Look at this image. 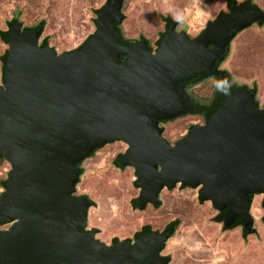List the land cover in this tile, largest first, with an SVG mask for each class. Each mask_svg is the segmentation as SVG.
<instances>
[{
    "label": "water",
    "instance_id": "water-1",
    "mask_svg": "<svg viewBox=\"0 0 264 264\" xmlns=\"http://www.w3.org/2000/svg\"><path fill=\"white\" fill-rule=\"evenodd\" d=\"M238 1L193 38L171 23L154 49L120 42L123 0H106L84 43L60 53L40 46L44 26L12 25L0 80V159L9 165L0 264H169L162 252L176 226L110 244L99 229L85 231L95 204L75 194L79 164L117 142L126 146L121 164L135 171L138 209L157 205L164 188L195 187L201 202L227 208L226 226L239 219L257 235L251 204L256 194L264 203V104L256 90L226 97L172 144L159 127L190 112L186 81L225 74L218 65L233 39L264 26V9Z\"/></svg>",
    "mask_w": 264,
    "mask_h": 264
},
{
    "label": "rangeland",
    "instance_id": "rangeland-1",
    "mask_svg": "<svg viewBox=\"0 0 264 264\" xmlns=\"http://www.w3.org/2000/svg\"><path fill=\"white\" fill-rule=\"evenodd\" d=\"M240 1V0H239ZM264 9V0H252ZM105 0H0V28L18 12L23 26L32 27L44 21L41 38L58 53L74 49L93 31L94 10ZM225 8L224 0H123L121 11L126 16L121 32L136 40L142 35L153 46L164 30L160 15L177 22L178 28L193 36ZM4 45L0 42V53ZM237 81L256 85L257 100L264 102V26L253 25L240 33L231 44V53L223 65ZM1 80V78H0ZM215 89L207 79L194 87L197 97L205 98ZM197 118L185 116L162 124L164 137L171 143L187 132ZM122 143H111L86 158L83 174L76 185V194L87 195L96 203L89 208L87 228L101 229L96 237L106 243L109 237H127L148 224L162 229L169 221H177V229L162 254L171 256L169 264H264V224L259 220L257 235L242 238L238 230L221 231L209 219L215 214L211 203H200L197 189L175 188L161 193L162 205L139 211L131 207L137 194L134 171L112 165L113 156L122 153ZM9 165L0 162L1 181L6 178ZM251 213L260 218V197L253 202ZM109 244V243H106Z\"/></svg>",
    "mask_w": 264,
    "mask_h": 264
},
{
    "label": "flooded vegetation",
    "instance_id": "flooded-vegetation-1",
    "mask_svg": "<svg viewBox=\"0 0 264 264\" xmlns=\"http://www.w3.org/2000/svg\"><path fill=\"white\" fill-rule=\"evenodd\" d=\"M211 21V20H210ZM208 22V21H207ZM207 22H205V24L207 23ZM205 24H204V26H205ZM203 29V28H202ZM202 29L198 32V33H196L195 35H193V36H191V35H189L188 34V37L189 38H193V37H195L197 34H199L201 31H202ZM177 30L178 31H183L182 29H180V28H178V25H177ZM185 32V31H184ZM186 33V32H185ZM145 40V39H144ZM146 42H147V40H145ZM120 42H121V39H120ZM131 42H140V41H137V39L136 40H131V39H129V42L127 43V44H129V43H131ZM124 45H126V44H124ZM155 46H156V44H154L153 46H151L148 42H147V47L148 48H151V49H154L155 48ZM217 63V61L215 62V64ZM224 65V63H219V65H218V69L219 70H223V71H225V74H221V73H218L217 74V76H210V77H207V76H205V75H201V76H198L197 78H195V79H192V80H188V81H186L184 84H183V86H182V90H183V92H184V94L186 95V97H187V101H188V104H189V107H190V112L189 113H187V114H183V115H181V116H178V117H176V118H173V119H170V120H166V121H160L159 122V127H162L163 128V126H162V124H165V123H167V122H170V121H173V120H176V119H178V118H181V117H185V116H193V117H196L197 118V121H196V123H192L191 125H189V127L187 128V131L191 128V127H193V126H195V125H201V124H203L207 119H208V117L215 111V109L222 103V101L226 98V97H228V96H230V95H232L233 93H235L236 91H240V90H243V89H247L249 92H251L253 89H255L256 90V85L255 84H251L250 86L248 85V84H246V83H242V82H240V81H237V80H235L231 75H230V73H229V71L223 66ZM207 79H209V80H211L213 83H214V86H215V89H214V91H213V93L209 96V95H206V97L205 98H199V97H197L196 96V94H195V92H194V87L198 84V83H200V82H202V81H204V80H207ZM255 98L256 99H258L257 98V90H256V95H255ZM258 101V100H257ZM259 102V101H258ZM260 104H264V102H259ZM163 133H164V128H163V131H162V136H163V138L165 139V137H164V135H163ZM166 140V139H165ZM177 139H175V140H173L171 143H169L167 140V142L169 143V144H172L173 142H175ZM117 143H120V142H117ZM109 145V144H108ZM122 145H124L123 143H122ZM106 146V145H105ZM104 147V146H103ZM103 147H101V148H103ZM101 148H97V149H95L94 150V152H93V154L92 155H94V153L97 151V150H99V149H101ZM126 151V146L124 145V150H123V152L122 153H119V154H117V155H115V156H113V159H112V165L115 167V168H118V169H122L123 167H130V168H132L131 166H123L122 164H121V157H122V155H123V153ZM91 155V156H92ZM2 161H4V160H2ZM1 161V162H2ZM84 161V160H83ZM82 161V162H83ZM82 162L79 164V166L81 167V164H82ZM133 169V168H132ZM81 170H82V174H83V168L81 167ZM133 171H134V169H133ZM134 180H135V171H134ZM134 187H135V185H134ZM181 188V189H184V188H191V189H197V198H198V188H195V187H190V186H182V185H179V184H177L174 188H164L163 190H161L160 191V193L157 195V197H158V204L157 205H154V204H152V203H145L144 204V207H143V209L142 210H140V209H138L137 208V205H136V197H137V195H138V189L135 187V189H137V194H136V196L134 197V199H133V201H132V205H131V207H133V209H136V210H139V211H144L147 207H151V208H158V207H160L161 205H162V199H161V193L163 192V191H172V190H174L175 188ZM76 194V193H75ZM77 196H85V197H87L89 200H91L87 195H84V194H76ZM256 197H260V203H261V200H262V198H261V196L260 195H255L254 196V198H253V201H252V204H251V209H252V206H253V202H254V199L256 198ZM92 201V200H91ZM198 201L200 202V203H204V202H201L200 200H199V198H198ZM94 202V201H93ZM94 206L93 207H91V208H95L97 205H96V203L94 202ZM264 204V203H263ZM211 206H212V208L214 209V211H215V214L212 216V217H210V221L212 222V223H215V224H217V225H219V227H220V229H221V231H223V232H225V231H232V230H238L239 231V233L241 234V236L242 235H244V238L248 235L249 236V234H247V231H246V229L245 228H239L238 226H239V224H240V220L239 219H235L234 221H233V223L232 224H230V225H228V226H226L225 224H224V220H223V216H224V214L226 213V211H227V208H223V209H217L216 207H214L212 204H211ZM260 208L261 209H263L264 210V208H262V206H261V204H260ZM263 217H264V214L263 215H261V217H260V219H259V222L261 223V224H264V221H263ZM178 222L177 221H169L167 224H165L164 225V227L162 228V229H164V228H167V227H169V226H176V224H177ZM145 226L147 225V226H149L148 224H144ZM144 225H141L140 227H139V229L138 230H136V231H134L131 235H129V236H127V237H118V235L116 234V235H114V236H112V237H109L108 239H107V241H106V243H113V242H115V241H118V240H131V239H134V238H136V237H138V236H140V235H142V234H144V233H147V232H151V231H161L162 229H152L150 226H149V230L147 231V232H144V233H142V234H139V232L142 230V226H144ZM178 225V224H177ZM255 226V225H254ZM92 228H95V227H93V226H89L88 228H86V230L85 231H87V230H90V229H92ZM97 229H99L98 227H96ZM256 228V227H255ZM176 229H177V226H176V228L174 229V231H173V233H172V235H171V237L170 238H172L173 237V235L175 234V232H176ZM101 229H99V232L97 233V235H100L101 234ZM250 235H254V234H250ZM169 238V239H170ZM103 241V240H102ZM167 243V242H166ZM166 243H165V246H166Z\"/></svg>",
    "mask_w": 264,
    "mask_h": 264
},
{
    "label": "trees",
    "instance_id": "trees-1",
    "mask_svg": "<svg viewBox=\"0 0 264 264\" xmlns=\"http://www.w3.org/2000/svg\"><path fill=\"white\" fill-rule=\"evenodd\" d=\"M106 1V0H105ZM225 1V8L223 9V10H221V11H219V13L215 16V18H213L211 21H213V20H215L221 13H223V12H225L226 10H227V8H228V5H229V3H230V1H232V0H224ZM248 0H240V1H238V5L239 6H243L246 2H247ZM253 5H254V3H252ZM103 6V4L101 5V6H99L97 9H95L94 10V14H95V16L97 15V13H98V11L100 10V8ZM16 13H18V12H15L14 14H13V16L10 18V19H8V20H6L5 22H4V24H5V27L4 28H0V42L4 45V47H3V49H2V51H1V53H0V78H1V72H2V69H3V67H4V58H5V51H6V41H7V37H8V33H9V30H10V28L12 27V25L13 24H15V23H19V24H22L20 21H19V19L18 18H16L15 17V14ZM160 18H161V20L163 21V26H164V30L166 29V27H168V25H170L171 23H173V22H176V21H173L172 20V18H170L169 16H166V15H160ZM94 20H95V17L93 18V24H94ZM210 21V20H209ZM39 26H44V21L42 20V21H40L38 24H36V25H34V26H32V27H27V26H23V28L24 29H31V28H37V27H39ZM163 30V31H164ZM163 31L158 35V37H157V39H156V41L154 42V44H157V42H158V40L160 39V37H161V35H162V33H163ZM181 32H184V30L183 31H181ZM90 34H88L84 39H83V41L79 44V45H77L75 48H79L83 43H84V41L87 39V37L89 36ZM47 37H43V38H41V41H40V46H44V45H47L48 44V42H47ZM121 43L122 44H127L128 42H129V39L127 38V37H125L124 35H123V33L121 32ZM141 40H144V37L142 36V35H139L138 36V38H137V41H141ZM62 52H64V51H62ZM3 159H0V162L2 161ZM4 182H5V179L4 180H2L1 181V187L3 188V186H4ZM261 206H262V208H264V204H263V200H261ZM263 221H264V217H263ZM178 224V223H177ZM177 224H176V226H177ZM143 228H142V230L139 232V234H142V233H144V232H147L150 228H149V226H142ZM242 238L243 239H245L244 238V235H242Z\"/></svg>",
    "mask_w": 264,
    "mask_h": 264
}]
</instances>
